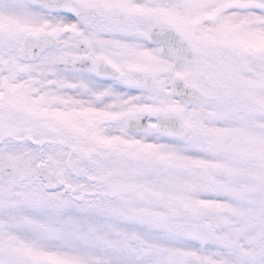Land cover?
Listing matches in <instances>:
<instances>
[{
  "label": "snow or ice",
  "instance_id": "obj_1",
  "mask_svg": "<svg viewBox=\"0 0 264 264\" xmlns=\"http://www.w3.org/2000/svg\"><path fill=\"white\" fill-rule=\"evenodd\" d=\"M0 264H264V0H0Z\"/></svg>",
  "mask_w": 264,
  "mask_h": 264
}]
</instances>
